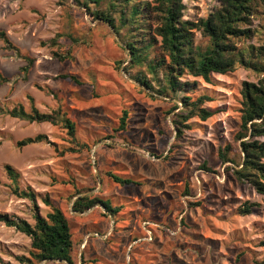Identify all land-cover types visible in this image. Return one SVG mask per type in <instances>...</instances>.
I'll return each instance as SVG.
<instances>
[{
	"label": "rangeland",
	"instance_id": "obj_1",
	"mask_svg": "<svg viewBox=\"0 0 264 264\" xmlns=\"http://www.w3.org/2000/svg\"><path fill=\"white\" fill-rule=\"evenodd\" d=\"M182 3L183 19L190 21L219 5ZM246 28L254 35L238 45L264 47V15L253 16ZM0 31L33 61L23 79L25 63L0 41V71L10 80L0 85V217L33 224V209L45 215L48 198L70 224L74 264H264V195L235 182L218 159L227 144L236 157L239 93L243 82L257 81L251 72L213 74L211 84L197 79L189 96L209 97L203 107L213 115L188 120L175 139L170 120L181 112L182 95L149 97L117 36L71 0H0ZM193 42L203 46L206 39L197 32ZM156 77L161 81V73ZM28 97L41 113L60 102L86 148L72 151L58 127L3 112L17 104L28 109ZM122 111L127 117L119 132ZM38 135L44 139L17 146ZM6 165L18 174V192L31 191L32 201L14 193ZM106 171L138 185L114 184ZM86 195L121 206L117 222L99 205L73 212L75 199ZM244 203L255 207L239 216ZM29 250V238L0 219V264H23Z\"/></svg>",
	"mask_w": 264,
	"mask_h": 264
},
{
	"label": "trees",
	"instance_id": "obj_2",
	"mask_svg": "<svg viewBox=\"0 0 264 264\" xmlns=\"http://www.w3.org/2000/svg\"><path fill=\"white\" fill-rule=\"evenodd\" d=\"M218 3L205 18L190 21L183 19L182 0H71L72 5L84 9L99 25L117 36L127 52L130 69L140 71L137 81L149 91V97L153 98L152 94L165 97L182 95L181 112L173 115L170 120L175 130V139L180 137L183 129H188L189 126L185 124L188 120L205 122L213 115V112L203 107L211 101L209 97L189 96L197 79L211 84L213 74L225 75L237 69L247 70L257 78L255 83L241 84L239 125L233 135L237 143V158L233 148L227 144L219 149L218 159L235 182L248 185L258 195H264V141L260 140L264 138V47L238 45L254 35L246 27L253 16L258 13L264 15V0H218ZM197 32L206 39L205 45H194V34ZM0 41L4 43L5 49L14 51L25 63L19 69L25 79L33 63L32 59L22 55L3 31H0ZM152 53L154 56H151ZM156 73H161V81L157 79ZM183 77H189L192 81ZM62 78L77 82L70 75ZM9 81L0 71V85ZM153 82L155 86L151 84ZM27 99L28 109L17 104L3 112L13 119L58 127L68 137V142L73 146L72 151L86 148L77 143L75 123L60 102L50 113H41L33 99ZM126 117L127 113L122 111L119 132L125 129ZM42 139L44 137L40 135L27 137L17 142V146L24 147ZM5 173L14 186V193L32 201L34 195L31 191L18 192L15 185L17 172L6 165ZM104 175L120 186L138 185L132 178L118 172L106 171ZM43 203L49 211L41 215L36 208L33 209V224L12 220L5 215L0 217L8 227L30 240L28 258L22 263L74 264V243L67 218L48 198ZM96 205L112 218L114 224L117 222L121 206L93 195L77 197L72 204V211L83 213ZM254 207L255 204L244 203L237 208L236 213L239 216L248 215ZM260 245L264 247V239Z\"/></svg>",
	"mask_w": 264,
	"mask_h": 264
}]
</instances>
